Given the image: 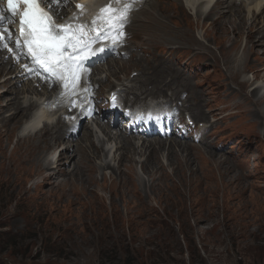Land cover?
I'll use <instances>...</instances> for the list:
<instances>
[{"label":"rangeland","instance_id":"374dc122","mask_svg":"<svg viewBox=\"0 0 264 264\" xmlns=\"http://www.w3.org/2000/svg\"><path fill=\"white\" fill-rule=\"evenodd\" d=\"M183 7V2L178 0H148V6L134 18L131 42L135 46L139 43L154 56L169 53L191 82L198 86L205 84L201 88L194 87L195 103L201 108L197 109L203 119L208 113L215 114L218 119L219 107L228 110L232 105L240 104L239 116L224 117L221 127L218 123L213 131L222 132V129L224 134L230 135L250 122L264 125V114L255 117L250 113L256 108L264 111V94L257 95V103H254L242 89L249 87L246 91L249 92L252 86L247 83L253 77L259 80L264 74V41H259L261 48L255 47V55H245L242 50L246 38L251 36L252 27H262V19L258 17L253 21L247 17L245 27L238 28L236 18L239 13L232 15L235 9L227 3L216 5L210 13L211 18L191 15ZM240 13L246 17V10L241 9ZM216 18L222 20L214 22ZM158 20L168 22L167 31L156 28ZM136 21L140 22L137 24ZM234 25L240 35L232 31ZM254 40H259L256 34ZM223 49L231 50L229 60L222 58ZM212 56L219 62V75L214 73L213 63L217 61L212 63ZM248 56L244 70L242 64ZM223 60H227L229 66L236 65L232 70L239 71L237 82L240 85L226 86L229 96L235 97L233 99H227L222 90L223 83H228ZM140 63L151 76L146 74L144 77L141 73L139 80H134L136 87L142 86L140 79H144L145 84L153 83L144 85L146 88L161 83L163 77L158 73L153 76V71L161 72L165 79L162 67L149 61ZM138 65H127L126 75L136 70L140 72ZM211 79L215 86L208 82ZM3 91L5 93L6 88L0 89V93ZM207 92L211 94L206 96ZM4 105L5 102L0 101V106ZM188 106L192 110L195 108L191 100ZM5 111L0 112V264H264V141L251 138L238 142L240 150L250 155L238 168L228 161L226 164L221 158L223 154H212L200 145H191L200 148L194 149L170 141L172 139L149 140V144L154 141V144L164 143L166 150L168 143L176 142L181 145L180 150H185L177 156V150L169 156L166 150L156 156L155 153L143 155L142 144L137 142L136 154H130L135 161L132 174L125 175L130 181L127 186L119 180L113 182L112 178L117 176V159L121 156L126 160L129 147L121 148L120 145L123 153L120 155L119 150L116 153L118 146L114 147L102 132L104 141H96L95 146L105 150L107 156L91 161L93 171L87 182L90 187L92 178L96 182L95 199L90 203L92 212L88 210L90 208L86 209L87 205L79 204L84 201L88 204L89 194L79 197L78 193H83L82 189L89 191L90 187H85L84 181H75L73 171L78 159H73L66 169L63 164L71 158L58 156V167L53 171L57 179H50L47 148L53 151L60 148L63 154L68 145L66 141L64 146L56 144L52 148L50 144L36 151L38 154H32L34 162L30 166L24 162L13 165L12 156L18 158L26 153L27 139H18L23 117L12 119V115L9 122L6 118L11 112ZM40 114L44 113L39 111L37 115ZM24 117H27L26 113ZM106 131L110 135L111 131ZM30 137V140L35 139L30 141L31 145L43 147L44 143L35 135ZM86 140V135L80 139L78 156ZM104 146H108L109 151ZM110 151L115 152L109 157ZM147 157H156L158 164L143 170L141 164ZM107 163L109 169H106ZM125 164H129L128 161ZM122 168V171L126 170Z\"/></svg>","mask_w":264,"mask_h":264},{"label":"snow or ice","instance_id":"6c2138e0","mask_svg":"<svg viewBox=\"0 0 264 264\" xmlns=\"http://www.w3.org/2000/svg\"><path fill=\"white\" fill-rule=\"evenodd\" d=\"M69 0H6L7 9L0 7V50L7 48L9 52L13 49L9 44L13 42L14 32L11 28H5L6 24L16 23L14 17L18 12L17 6L23 5V10L19 13V34L15 35V45L21 54L29 58L35 68L32 71L46 73V77L51 76L64 81L65 87L74 85L79 78V72L82 67L87 70L86 61L89 48L93 44H99L102 39L113 36V43L116 37L123 35L119 31L123 27L114 14L116 9L105 6L101 9L102 13L107 14L106 23L109 27L100 30L99 26L89 27L80 25L77 28L71 26V20L78 19L73 16L64 24L56 23L57 17L53 15L57 7H66ZM115 3H121L122 0H114ZM131 5L125 3L121 15H126ZM80 8V5H77ZM11 15H6L5 13ZM115 21V22H113ZM96 25V21H93ZM7 32V36L4 33ZM95 33V34H93ZM108 49L100 48L99 55H103ZM85 55L84 59H81ZM92 58H98L96 50L91 52ZM28 68V65H25Z\"/></svg>","mask_w":264,"mask_h":264},{"label":"bare ground","instance_id":"6f19581e","mask_svg":"<svg viewBox=\"0 0 264 264\" xmlns=\"http://www.w3.org/2000/svg\"><path fill=\"white\" fill-rule=\"evenodd\" d=\"M125 1H127V0H122V2L124 3ZM210 0H203V2H201L198 6H197V8L196 9H198V10H201L202 12H203V9H204V6H209L210 5ZM148 3V2H147ZM225 5V4H224ZM195 4L192 6V9H195ZM224 8V7H223ZM258 8V2L256 3V4H252V6H248V7H246L245 8V10H246V14H245V16L246 17H244L243 15H242V13H240L241 12V10H235V11H233V13H232V15H237L238 13H239V15H237V26H238V28L239 27H243V25H244V27H245V21H244V19L246 18V19H248V18H250V19H254L253 21H255V20H257L258 19V16H257V14H255V12L257 11L256 9ZM229 10V9H228ZM158 12V11H157ZM173 13V12H172ZM220 13V12H219ZM157 14V13H156ZM203 14V13H202ZM218 14V13H217ZM173 15V14H172ZM198 15H201V12L200 11H197V13H196V15H194V16H198ZM223 15H224V13H223ZM231 15V14H230ZM231 15V16H232ZM212 16V15H211ZM211 16H210V14H208L207 16H206V18H211ZM214 16H216V15H214ZM158 17V16H157ZM162 17V16H161ZM218 17V16H217ZM228 17V16H227ZM236 17V16H235ZM248 17V18H247ZM226 18V17H225ZM158 19H159V17H158ZM149 20V19H148ZM220 20H222V19H214V22H216V21H220ZM229 20H230V18H229ZM164 21V20H163ZM162 20H158V21H156V25H158L156 28L159 30V31H162L163 32V29L164 30H168V22H163ZM169 21V20H168ZM252 21V22H253ZM139 22V21H138ZM229 23V22H228ZM262 24H263V21L261 22ZM149 25H151V24H146L145 26H149ZM222 25V24H221ZM231 25V24H230ZM249 25V24H248ZM224 26V25H223ZM263 27H264V24H263ZM263 27H260V29H256V27H252V29H251V36L248 38H246V42H245V45H244V47L242 48V50H243V52H244V54L245 55H248L249 54V56L250 55H255V47H258V45H259V41L260 40H262V41H264V28ZM242 30V29H241ZM232 31L233 32H236L238 35H240L241 33H240V31H239V29H237V27H236V25H234L233 26V28H232ZM253 31V32H252ZM248 32V31H247ZM169 34V33H168ZM254 34H256V37H258V41H255L254 40ZM169 37V36H168ZM172 37V36H171ZM158 40V39H157ZM162 40V39H161ZM175 44V43H174ZM264 44V43H263ZM163 46V45H162ZM187 46V45H186ZM260 46V45H259ZM260 48H261V46H260ZM204 49V48H203ZM206 49L208 50V48L206 47ZM171 51V50H170ZM230 49L229 50H226V49H223V52H222V58L223 59H227V60H229V56H230ZM247 53V54H246ZM263 53H264V51H263ZM210 56V55H209ZM249 56L248 57H246V61H245V63L243 62V64H242V66H243V69L244 70H246V62H247V60H248V58H249ZM243 58V57H242ZM245 58V57H244ZM227 60H223V65H224V68H225V73H226V78H227V80H228V83L229 84H233V85H240L238 82H237V76H238V74H239V71H234V70H232L233 69V67L235 66L236 67V65H233V66H229V62L227 61ZM234 61H235V59H234ZM233 61V62H234ZM232 62V61H231ZM235 63H237L236 61H235ZM3 69H4V72L6 71V67H3ZM242 69V68H241ZM0 73H2V69L0 70ZM148 73H150V72H148ZM4 73H2L1 75H3ZM255 77H253V79H254ZM255 80V79H254ZM255 81H257V80H255ZM8 82H10V84H11V81H9V79H7V80H5V82H4V86L2 87V88H6V91H5V93H4V91L3 92H1L0 93V101L1 102H5V105L4 106H0V112H1V110H6L5 112L6 113H9V112H11L10 113V115L9 116H7V118L6 119H8V121L10 122V116H14V114L15 113H17L18 112V117H24L25 116V113H24V110H22L21 109V105H20V103H19V98H17L16 96H13V93H15L16 92V90H17V88H14L13 86H11V87H8L10 84L8 83ZM244 82V81H243ZM247 82V81H246ZM141 83H143V84H145L144 82H141ZM257 84H259L260 86H262V87H264V74L260 77V79L256 82ZM246 84V83H245ZM6 85H8V86H6ZM158 85H160V83H158V84H156V86H158ZM0 86H2V85H0ZM155 86V85H154ZM213 86H215V85H213ZM8 87V88H7ZM15 87H17V85L15 86ZM257 87V86H256ZM2 88H0V89H2ZM223 88V87H222ZM241 92L242 91H240V93L238 94V96H240L241 95ZM231 96V95H230ZM1 99H4V101L3 100H1ZM257 100V99H256ZM241 102V101H240ZM198 103V102H197ZM199 104V103H198ZM239 105H235L234 107L235 108H237ZM250 113L253 115V116H255V117H263V114H264V111L263 112H261L259 109H253V110H251L250 111ZM1 116V115H0ZM45 117V115L44 114H40V115H37L36 116V118L38 119V120H36V121H34L35 120V118H33V119H31V121H30V123L28 124V125H26V126H24L22 129H21V132H20V135H28V134H30V133H32L34 130H36V129H38V127H39V124H40V122H41V120L43 119ZM2 119V118H1ZM4 119V118H3ZM30 120V119H29ZM45 120H49V117H46L45 118ZM4 121V120H3ZM16 121V120H15ZM6 122V121H5ZM13 122V121H12ZM22 125V124H21ZM19 131V130H18ZM104 134H105V136L109 139L108 141H110L111 140V142L114 144L113 146L114 147H117V146H120L121 148H123V147H126V146H128L129 147V155H127V157H126V160H124L120 155L123 153V151H121L122 149L121 148H119L118 150L119 151H121V153H120V157H119V159H117L118 161V166H117V176L115 177V178H112L113 180V182H115V181H120V182H122L123 184H125V185H127L128 186V184H129V180H126V177H125V175L126 174H129V175H131L132 174V166H133V164L135 163V161L133 160V158L132 157H130V154H136V151L138 150V146L136 145V142H135V139H132V138H128V140H125V141H123V138L122 137H110L109 135H108V133H106V132H104ZM48 136H51V138H52V140H53V143H52V141L51 140H48ZM87 136V135H86ZM29 138H31V137H28V138H26L27 139V141H25V143L27 144V147L29 148H25L26 149V153H24L22 156H19L18 158H14L13 156H12V162H13V165H17V163L19 162V164L22 162H24V164H29L28 166H30V165H32L33 164V162H34V157L32 158V154H34L36 151L37 152H39V151H41L42 149H45V148H47V147H49L50 146V144H52V148L54 147V145H56V144H60V146H64V141H66L65 140V136H60V131H56V132H52V129H49V128H43L41 131H40V133H39V137H38V135H35V138H37L40 142H42V143H44V145H43V147H39V145L37 144V146L35 145V146H33V145H31V142L30 141H34L35 139H29ZM8 139V138H7ZM4 140V139H3ZM261 140L262 141H264V134H263V138H261ZM0 141H1V135H0ZM50 143H49V142ZM87 142H86V144L80 149V156H78L77 155V153H74L73 151L68 155V153L70 152L69 151V149H68V146L71 144L69 141H66L67 143H68V145H66V147H64V149H63V154H60L59 155V158L61 157V156H66V157H70L71 159H70V162L73 160V159H78L77 160V162L75 163V166L77 167V168H74V176H75V181L76 180H78V181H84L85 182V187H87V188H89L90 186V184L88 185L87 184V182H89L90 181V178H88V177H91V176H89V175H91V171H93V168L90 166V164H91V161L95 158V157H97V158H99V157H104V158H106V156H107V153H106V151L105 150H103V149H101L100 147H97V146H95V144L93 143V140H92V138L90 137V136H88V138H87V140H86ZM134 141V142H133ZM171 141V140H170ZM23 142V141H22ZM129 143L128 145H125L126 143ZM157 142H159V141H157ZM124 143V144H123ZM154 143H155V141H154ZM154 143H151V144H149V143H147V142H142L141 144V146H140V151H141V153H143V155H147V154H151V153H155V155L156 156H158V154H160L161 152H163V151H165L166 150V145L164 144V143H160V144H154ZM66 144V143H65ZM123 144V145H122ZM154 144V145H153ZM0 147H1V145H0ZM79 147H81L80 145H79ZM78 147V148H79ZM181 147V145H179V143H176V142H172V143H168V146H167V150H166V152H167V156H169V155H171L172 154V152H175L176 150H177V152H176V156H177V154H180V153H182V152H185V150H183V148H182V150H180L179 148ZM182 147H184V146H182ZM186 147V146H185ZM118 148V147H117ZM117 148H116V153H118V150H117ZM0 150H2V149H0ZM78 151V150H77ZM36 152V153H37ZM110 152H113V151H110ZM198 152V151H197ZM192 153V152H191ZM38 154V153H37ZM98 154H99V156H98ZM126 156V155H125ZM124 156V157H125ZM118 157V156H117ZM3 158V157H2ZM109 158V157H108ZM153 160H156V162H153ZM55 162H57V164L59 163V160L58 159H56V160H54ZM75 161V160H74ZM116 161V160H115ZM128 161V163L129 164H125L126 162ZM158 160H157V158L156 157H154V158H152V159H150V158H146V160L144 161V162H142V164H141V168L143 169V170H149L148 168H150V167H153L152 165H154V164H158V162H157ZM196 161H197V163H198V160L196 159ZM215 161H218V160H215ZM201 162V161H200ZM217 163V162H216ZM9 164V163H8ZM57 164H55V168H57L58 166H57ZM199 164V163H198ZM226 164H228V162L226 161ZM21 165V164H20ZM47 165H50V164H47ZM104 165V164H103ZM102 165V166H103ZM127 165V166H126ZM64 166V165H63ZM93 166H94V164H93ZM107 168L106 169H109L110 168V165L107 163L106 165H105ZM122 167H124L126 170H124V171H122ZM206 167V166H205ZM46 168H49V167H46ZM102 168V167H101ZM67 169V168H66ZM95 169V168H94ZM103 169V168H102ZM151 169V168H150ZM1 170V169H0ZM49 170V169H48ZM73 170V169H72ZM44 171H47V170H44ZM64 172H67V171H64ZM38 175H41V172H38ZM92 175H93V172H92ZM123 177H124V179H123ZM202 177V176H201ZM238 177V176H237ZM236 177V178H237ZM46 178H48V180H50L49 179V175H46ZM234 179V178H233ZM242 179L244 180V178L242 177ZM69 180V179H68ZM123 180V181H122ZM119 182V183H120ZM226 182V181H225ZM71 183V182H70ZM92 185H91V187H90V190L89 191H87V190H83L82 189V191H83V193H78V195H79V197H81V196H83L84 197V195H87V194H89L88 195V197H87V202H88V204H86V202H85V204H84V202L83 203H79L80 205H87V207H86V209L87 208H90V209H88V210H90V211H92L93 212V208H91V201H92V199H95V197H94V195H95V193H93V192H95L94 191V187L96 186H94V183H96L95 182V180H93V178H92ZM222 183V182H221ZM67 185V184H66ZM65 185V186H66ZM73 185H74V183H73ZM78 185V184H77ZM62 188V187H61ZM64 188V187H63ZM78 188V187H77ZM84 188V187H83ZM222 188V187H221ZM71 189V188H70ZM127 189V188H126ZM126 189H124V190H126ZM130 190V189H129ZM133 190V189H132ZM71 191H73V190H71ZM78 192V191H77ZM81 192V191H80ZM129 192V191H128ZM127 192V193H128ZM134 192V191H133ZM62 193V192H61ZM71 194V193H70ZM132 194V193H131ZM134 194V193H133ZM69 195V194H68ZM19 196V195H18ZM61 196V195H60ZM70 196V195H69ZM98 198V197H97ZM115 198V197H114ZM89 200V201H88ZM94 201V200H93ZM50 203V202H49ZM69 204V203H68ZM144 205V204H143ZM97 206V205H96ZM233 206V205H232ZM82 207V206H81ZM84 207V206H83ZM98 207V206H97ZM111 207H113V206H111ZM42 208V207H41ZM45 208V207H44ZM98 209V208H97ZM96 209V210H97ZM84 211V210H83ZM131 211V210H130ZM88 212V211H87ZM149 217V216H148Z\"/></svg>","mask_w":264,"mask_h":264}]
</instances>
